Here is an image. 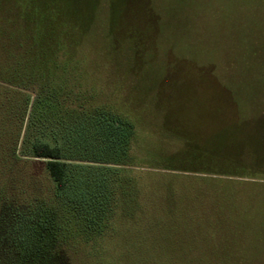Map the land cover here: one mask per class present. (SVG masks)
<instances>
[{
	"label": "rangeland",
	"instance_id": "obj_1",
	"mask_svg": "<svg viewBox=\"0 0 264 264\" xmlns=\"http://www.w3.org/2000/svg\"><path fill=\"white\" fill-rule=\"evenodd\" d=\"M25 18L44 48L19 80L0 55V158L17 132L0 213L59 209L30 143L110 110L136 127L131 177L104 237L56 251L71 264H264V0H0V47ZM2 87L27 94L23 124Z\"/></svg>",
	"mask_w": 264,
	"mask_h": 264
},
{
	"label": "trees",
	"instance_id": "obj_2",
	"mask_svg": "<svg viewBox=\"0 0 264 264\" xmlns=\"http://www.w3.org/2000/svg\"><path fill=\"white\" fill-rule=\"evenodd\" d=\"M23 25L16 22L12 26L16 27L13 28L15 33L11 30L8 33L9 40L14 36L9 41L10 45L0 47L3 61L11 65L9 74L12 73L11 77L18 80L24 73L28 74L24 71L22 73V70L29 71L32 68L36 71L37 59L44 48L41 46L42 40L34 36L33 30L29 32L26 18ZM4 41H7L6 37ZM16 41H20L23 47L21 58L25 59V66L20 70L15 55V47L19 46V43L15 44ZM2 49L8 54L7 57L3 55ZM2 89L10 93L9 98L14 97L12 106L9 105L10 110H13L11 121L16 119L23 124L25 111L30 105L27 94ZM40 97L42 95L39 93V101ZM86 120L87 127L75 125L58 131L52 129L43 132L51 140L37 139L30 143L33 156L45 160L46 171L62 202H59V209L40 208L34 211L10 202L6 214L0 213V264H71L68 258L56 251L60 244L71 245L77 239L88 244L93 241L90 235L105 236V223L113 216L115 209L111 203L113 193L119 188L121 178L131 177L126 174L128 171L124 167L135 163L133 147L136 127L126 116L110 110H95L88 114ZM16 137L17 132L10 143V150L0 158V165L9 164L15 157ZM77 159L99 166L71 164V161ZM64 220L68 226L62 229L60 221L63 223Z\"/></svg>",
	"mask_w": 264,
	"mask_h": 264
}]
</instances>
